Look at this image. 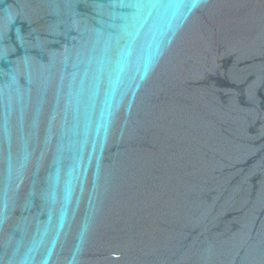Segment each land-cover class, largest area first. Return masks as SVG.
<instances>
[{
    "label": "water",
    "instance_id": "obj_1",
    "mask_svg": "<svg viewBox=\"0 0 264 264\" xmlns=\"http://www.w3.org/2000/svg\"><path fill=\"white\" fill-rule=\"evenodd\" d=\"M0 264H264V0H0Z\"/></svg>",
    "mask_w": 264,
    "mask_h": 264
}]
</instances>
